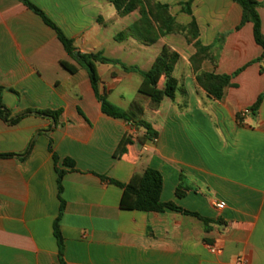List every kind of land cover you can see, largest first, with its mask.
<instances>
[{"label":"crops","instance_id":"crops-1","mask_svg":"<svg viewBox=\"0 0 264 264\" xmlns=\"http://www.w3.org/2000/svg\"><path fill=\"white\" fill-rule=\"evenodd\" d=\"M25 1L78 52H100L136 66L122 58L132 39L114 40L128 26L111 36L127 16L119 17L109 0ZM157 1L169 6L176 22H196L198 40L212 46L217 58L215 66L203 62L201 71L229 76L230 86L221 100L210 99L195 82L193 47L177 34L161 38L154 44L157 54L166 45L180 56L175 98L156 109L142 101L155 142L135 141L118 159L113 153L122 137L137 139L146 131L103 114L87 72L70 74L61 66L74 62L55 31L22 0H0L1 104L13 117L27 110L61 111L57 121L36 114L15 125L0 120V154L13 155L0 157V264H59L56 170L65 172L59 221L65 264H233L236 257L264 264L263 49L252 24H241L242 11L233 0H193L190 14L181 8L189 0ZM255 1L264 35V0ZM155 57L148 59L150 66ZM96 71L99 92L127 110L141 76L99 63ZM64 159L73 161V170ZM146 168L162 175L161 202L196 213L207 224L171 210L120 209L122 190L100 177L126 184ZM179 184L186 189L180 198ZM218 202L225 203L222 210ZM210 245L221 252L210 253Z\"/></svg>","mask_w":264,"mask_h":264},{"label":"trees","instance_id":"trees-1","mask_svg":"<svg viewBox=\"0 0 264 264\" xmlns=\"http://www.w3.org/2000/svg\"><path fill=\"white\" fill-rule=\"evenodd\" d=\"M192 1L193 0H189L181 4L182 10L187 14H190ZM22 2L35 14L39 15L47 26L55 31L58 41L74 62V64L61 62V66L70 74H74L79 68L87 72L96 99L100 103L101 112L111 118L130 123L136 131H139V128L142 127L146 128V132L137 139H134L131 135H124L113 153L114 158H122L127 153L128 147L134 144L135 141L141 144L146 141H153V139L157 137V134L143 119L144 107L142 101L148 100L149 107L151 109H156L164 99L174 100L178 88V81L174 77V70L180 60L179 54L171 50L168 46L163 45L147 71H141L136 66H126L118 60L106 58L100 52L82 54L74 48L73 42L66 38L39 9L25 0H22ZM109 2L116 10L119 17L128 16L133 12L137 13L136 21L114 36L116 42L132 39L142 45L149 46L170 34L182 36L186 43L190 44L194 49V54L190 57L189 62L193 72L196 74V84L204 90L210 99L215 101L222 99L225 89L230 86V77L201 71L203 62L207 61L215 66L217 58L212 50V46H204L198 40V27L194 20L188 24L176 22L174 17L170 14L169 6L159 3L157 0H109ZM233 2L238 4L241 8V24H252L254 40L256 44L263 49L261 58H264V35L261 32V23L257 12L259 3L255 0H233ZM97 63L117 66L125 73H138L141 76L142 80L137 89V96L131 101L127 110L115 106L108 101L106 93L99 92L100 79L96 71ZM262 97L263 95L259 96L252 105V112H256L259 109ZM60 113L61 111L27 110L21 115L13 117L0 102V120L10 125H15L22 118L30 114L52 118L57 121ZM11 156L13 155L0 154V157ZM52 158L54 163L57 164L58 157L52 154ZM63 165L72 170L74 169V163L70 159H64ZM56 172L59 211L54 222V235L58 245L59 264H65L63 260V239L59 230V221L65 204L61 197L62 179L65 172L63 170H56ZM100 178L122 190L119 201V207L122 210L157 213L171 210L196 217L204 224L208 222L198 214L183 210L171 202H161L162 175L155 169L146 168L141 174H135L126 184H121L102 176ZM185 190L182 184H179L175 191L176 197H182Z\"/></svg>","mask_w":264,"mask_h":264},{"label":"rangeland","instance_id":"rangeland-1","mask_svg":"<svg viewBox=\"0 0 264 264\" xmlns=\"http://www.w3.org/2000/svg\"><path fill=\"white\" fill-rule=\"evenodd\" d=\"M136 17L137 14L132 13L122 19L120 21L121 27H113L111 36L113 37L116 32H119V30H121L120 28H123L122 26L126 27L131 25L132 22L136 19ZM127 45L128 49L125 51V53L122 54L124 62L134 64L143 71H147L150 68L148 59L150 60V58H154L157 55V52L159 50V44H153L154 46L151 45L152 47L150 46L146 48L145 46H141L140 44H138L135 40H130Z\"/></svg>","mask_w":264,"mask_h":264},{"label":"built area","instance_id":"built-area-1","mask_svg":"<svg viewBox=\"0 0 264 264\" xmlns=\"http://www.w3.org/2000/svg\"><path fill=\"white\" fill-rule=\"evenodd\" d=\"M153 142H155V139H153ZM215 207L218 210H222L225 207V203L218 202L215 204ZM208 250L212 254H219L221 252V248L217 245H210ZM233 264H245V260L242 257H236Z\"/></svg>","mask_w":264,"mask_h":264},{"label":"water","instance_id":"water-1","mask_svg":"<svg viewBox=\"0 0 264 264\" xmlns=\"http://www.w3.org/2000/svg\"><path fill=\"white\" fill-rule=\"evenodd\" d=\"M142 130H143V131H146V128L142 127Z\"/></svg>","mask_w":264,"mask_h":264}]
</instances>
